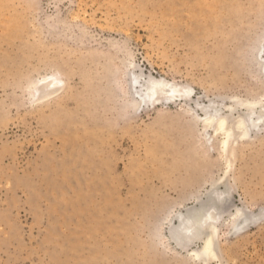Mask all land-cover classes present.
I'll return each mask as SVG.
<instances>
[{"label":"rangeland","instance_id":"obj_1","mask_svg":"<svg viewBox=\"0 0 264 264\" xmlns=\"http://www.w3.org/2000/svg\"><path fill=\"white\" fill-rule=\"evenodd\" d=\"M263 63L264 0H0V264H264V122L227 153L202 111L264 102ZM136 77L192 92L141 104ZM214 185L204 263L169 225Z\"/></svg>","mask_w":264,"mask_h":264},{"label":"bare ground","instance_id":"obj_2","mask_svg":"<svg viewBox=\"0 0 264 264\" xmlns=\"http://www.w3.org/2000/svg\"><path fill=\"white\" fill-rule=\"evenodd\" d=\"M139 80L140 77H136L133 80V84L137 89L141 88V90H136L142 96L140 100L141 104L146 100L159 98L158 95L163 93V91L168 92V97L181 99L189 98L188 96L192 92L190 88L179 89L167 84L168 82L164 84V79L150 78L145 83H141L142 81L139 82ZM139 83H141L140 86L137 85ZM64 89L65 83L62 78L56 75L43 77L37 83L36 91H41L36 101L42 103L52 100L61 94ZM215 103L211 102L202 107L203 123L206 128H214L215 134L223 135L222 146L227 153H231L232 143L234 145L239 140L241 141V139H248L251 133L257 129L258 125L264 122V102L262 101H243L235 97V104L228 105L225 108H221ZM240 108L243 110L242 113L239 110ZM197 119L199 120V118ZM228 164L231 166L229 158ZM229 188L226 185L225 190L220 191L218 185H214L204 198L200 197L197 199V205L195 207L187 209L185 213L177 214L175 216L176 223L173 224L170 221L169 236H171L170 238L178 246L188 247L189 244L198 240L202 242L203 246L201 249L193 250L192 255L204 263H208L212 259H218V223L221 220L227 202H229L227 197L229 195ZM253 219L254 217L239 209L235 214L233 230L235 232L242 231L251 225V222L254 221Z\"/></svg>","mask_w":264,"mask_h":264}]
</instances>
